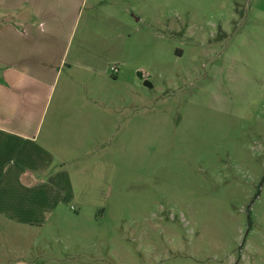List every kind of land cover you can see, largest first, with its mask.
<instances>
[{"label": "rangeland", "instance_id": "1", "mask_svg": "<svg viewBox=\"0 0 264 264\" xmlns=\"http://www.w3.org/2000/svg\"><path fill=\"white\" fill-rule=\"evenodd\" d=\"M99 6L118 21L86 19ZM84 10L41 133L59 100L87 116L52 150L65 163L48 166L61 180L48 225L6 249L53 264H264V0Z\"/></svg>", "mask_w": 264, "mask_h": 264}, {"label": "crops", "instance_id": "2", "mask_svg": "<svg viewBox=\"0 0 264 264\" xmlns=\"http://www.w3.org/2000/svg\"><path fill=\"white\" fill-rule=\"evenodd\" d=\"M86 1L0 0V264L60 261L50 254H38L36 258L23 247L7 250L6 244L20 241L24 227L45 229L48 225L41 216L52 210L47 208V199L56 194L60 180L48 166L65 163V158L52 150L63 148L64 140L87 116L85 110L62 108L59 100L50 123L41 133L46 104L68 65L71 38ZM95 12L101 13L102 21H118L116 15L113 17L100 6L86 13V19ZM73 65L81 67L76 58ZM81 68L103 76L109 72L108 67L103 71L92 63ZM62 97L61 94L59 98ZM80 133L84 132L76 134ZM62 186L63 194L72 197L69 177H65ZM8 229L14 233L12 241L5 242Z\"/></svg>", "mask_w": 264, "mask_h": 264}, {"label": "built area", "instance_id": "3", "mask_svg": "<svg viewBox=\"0 0 264 264\" xmlns=\"http://www.w3.org/2000/svg\"><path fill=\"white\" fill-rule=\"evenodd\" d=\"M109 71L112 75H115L117 73V68L115 65L109 67Z\"/></svg>", "mask_w": 264, "mask_h": 264}, {"label": "water", "instance_id": "4", "mask_svg": "<svg viewBox=\"0 0 264 264\" xmlns=\"http://www.w3.org/2000/svg\"><path fill=\"white\" fill-rule=\"evenodd\" d=\"M138 76H139L140 78H142V74H141V73H138ZM144 86L151 87V85H150L147 81H144Z\"/></svg>", "mask_w": 264, "mask_h": 264}]
</instances>
